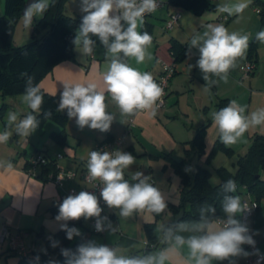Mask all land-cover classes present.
I'll list each match as a JSON object with an SVG mask.
<instances>
[{
	"label": "clouds",
	"instance_id": "9594fccd",
	"mask_svg": "<svg viewBox=\"0 0 264 264\" xmlns=\"http://www.w3.org/2000/svg\"><path fill=\"white\" fill-rule=\"evenodd\" d=\"M54 3L55 0H29L21 17L23 26L31 29L34 21L42 18ZM157 7V0H79L82 16L71 43L80 54L92 56L96 49V40L92 37L99 39L105 49L106 70L102 74L105 91L122 115L144 111L155 116L157 101L163 93L151 73L141 72L127 62L133 58L137 64H143L146 58L151 59L147 49L152 36L138 29L144 24L145 14L154 12ZM246 7L247 3L240 0L235 4L218 5L217 12L231 16L241 14ZM256 39L264 42V30L256 34ZM248 43V35L229 32L222 23L208 24L202 34L191 38L187 55L190 57L193 49L198 50L195 67L199 68L206 82V92L217 83L214 77L227 81L229 71L236 67L237 59L244 56ZM105 101L104 92L98 90L94 82L65 83L56 111L67 110L68 118L74 119L81 130L87 127L106 133L116 118L106 110ZM23 102L31 111L22 118L15 111L8 113L5 129L0 132V144L9 141L12 129L18 136L29 137L40 125L38 116L44 99L40 86L33 85L31 77L25 85ZM245 113L246 107L236 100L212 113L219 139L224 145L236 144L250 128L264 126V107ZM42 114L45 119L51 117V111ZM134 162L135 157L131 153L119 149L89 153L86 179L90 184L100 182L99 196L94 192L80 191L69 194L59 204L55 221L68 240L82 236L80 229L69 227L67 223L81 218L85 221L94 218L96 232L115 231L108 216L101 215L104 211L100 206L101 200L107 208L118 210L116 214L122 218L139 212L157 215L164 212L167 204L160 189L150 182V176L135 171L130 173L129 179L125 178L126 170ZM0 167L11 168L12 165L9 161H0ZM221 189L224 193L222 217L215 215L216 208L212 205L201 207L199 220L178 222L163 229L162 236L168 246L153 255L128 257L120 254L119 248L88 240L78 244L75 250L60 248L64 264H213V261L236 264L237 258L250 255L244 245L255 249L254 235L259 233H254L238 218L249 207L242 203L239 195H233L237 191L236 181L228 179ZM183 232L189 235H181ZM48 239L51 247L60 245L51 236ZM184 249L187 250L186 256ZM35 259L39 261V256ZM47 264H59V261L49 259Z\"/></svg>",
	"mask_w": 264,
	"mask_h": 264
},
{
	"label": "crops",
	"instance_id": "0c3cea01",
	"mask_svg": "<svg viewBox=\"0 0 264 264\" xmlns=\"http://www.w3.org/2000/svg\"><path fill=\"white\" fill-rule=\"evenodd\" d=\"M162 2L163 4L160 7L144 19V24H147L150 27L149 30L150 35L152 36V43L149 47L153 51V56L151 59H146L143 64H137L133 58H129L127 62L131 67L136 68L141 72H150L153 75L160 72L163 64H174L175 72L169 82L167 102L164 110H156L155 116L144 111H140L134 115H122L120 113L118 106L111 99L110 94L105 91L106 86L103 83L102 74L106 70L104 58L105 49L98 38L92 37L96 40V49L92 56L80 54L75 49V46H73L74 59L65 60L55 65L50 72L46 73L39 79L38 85L42 91L57 96L60 99V92L63 90V84L94 82L97 84L98 90L103 91L105 94V102L107 104L106 110L112 113L116 119L112 123L108 132L101 133L99 130H92L87 127L81 130L75 124L74 119L70 120L68 118L64 127V139L66 144L63 146L57 144V142L51 137L52 132H60L62 130V127L54 122L58 128L52 130L49 136L58 147L63 149L67 148L71 152V155L68 156L67 151L64 150L61 152L59 148H53L51 146L42 150L36 148V153H34L35 155L38 153L45 154L55 160L57 167L71 169L79 173L82 171L85 161L89 158V153L95 150V145L104 140L115 138L123 134L128 126V119L133 117L134 125L132 130L127 133L125 139L127 147L135 157V162L130 166V169L126 170L125 178L129 179L130 173L132 172L141 171L144 175L150 176V182L155 185L157 180H160L162 184L164 177L167 175V178L169 179L168 187L170 194L166 196V203L177 205L179 202L180 177L175 171L173 166L174 162L180 164L181 160L184 159V169L190 176L194 174L198 166L206 167L209 171H212L219 167L227 168L226 164L228 163H222L223 165L214 166L212 169L211 161L208 163L206 161L214 144L217 141H220L219 132L212 120V116H209V107L205 105V97L203 93L197 94L195 89L191 88L194 84V80H197L204 85L206 82L202 78L201 71H198V67H194L190 70V78H186L185 70L179 68L181 63L186 62L194 54V49L192 50L190 57L187 55L183 60L176 63L169 51L171 40H175L178 43L189 47L190 42L185 41L181 29L185 30V25L191 19L190 15L193 13L189 10L180 13L178 23L170 28L168 34H164L165 21L169 18L170 14L177 11L179 12L182 7L170 4L168 0H163ZM64 11L67 15L73 17L81 16L82 13L79 9V0H66ZM205 12L206 11L203 13ZM3 13L4 0H0V16L3 15ZM42 19L43 17L35 20L33 27L29 29L23 26L20 18L14 27L12 35L13 44L15 46H20L29 41L34 35V26H37L35 32L36 35L40 36L45 33L49 29V21H43ZM142 27L138 30L142 31ZM245 55L246 52L244 56ZM195 58L198 59L199 57L195 56ZM240 70L242 71L241 66ZM185 86L193 93L191 102L193 105L195 104V110L198 108L201 110V113L196 115V123H192L190 132L187 130L186 136L182 137L180 135L177 136L173 130L168 128L167 120L169 119L168 117L171 111H169V108L167 109V107L171 103L177 102L178 95ZM209 91L213 92L216 96L215 99L211 97L212 101L216 100L214 104L216 109L214 112H218L217 104L220 99H228V102L224 107H226L229 101L232 100L231 97H227L229 95L218 96L216 94L215 86H212ZM244 91L245 93L248 92L247 89H244ZM254 95L255 92L251 90L248 104H251V99H253ZM0 98L2 103H5L7 106L2 118H0V132H2L7 123V112L15 111L18 113V116L26 115L28 112L26 111L27 105L25 106L22 95ZM249 108L250 105H247V113L250 112ZM64 112L65 110L61 113ZM185 114L186 116H189L188 111H186ZM207 122L208 125L203 136V153H188L187 150L192 148L191 141L195 138L197 129ZM254 134H264V126L250 128L244 133V138L249 142V145ZM21 138L22 136L16 135L14 131L13 136L10 137L6 144H0V161H9L12 165L11 168L0 167V235L3 227L7 226L10 230V234L14 235L16 232L21 234L22 243L23 237L32 236L33 239L30 245L36 246V232L42 231L45 236H50L60 230L59 223L55 221V216L58 214L59 204L66 196H68L67 190L70 188L81 189L84 184L79 178H75L74 180L67 181L63 188H58L51 181L52 172H43V168L40 166L35 168L29 167V169L26 170L25 167L28 166L27 164L31 162L35 155L28 156L26 149L22 150L23 140H21ZM226 147L230 148L233 153L234 150L231 146ZM50 148L52 149V153L50 152ZM55 152H58V157L53 154ZM64 155H67V157H64ZM172 156L179 157L180 161L177 162ZM164 165H166V168H164ZM232 166H234V162L232 163ZM228 170L235 172L230 169ZM212 175L213 174L210 172V183L211 180H213ZM214 182L216 181L214 180ZM214 184L216 185L218 183ZM171 186H175V189L172 192L170 189ZM246 196L248 197H244L243 195L242 199L251 202V199L253 198L250 195ZM117 211L118 210L115 209H109L107 206L105 208L104 215L108 216L115 231L111 233L109 231L105 232L103 235V244H107L113 248H119L121 250L120 254L128 257L153 255L160 249L168 246L167 242H165L164 246L159 248L156 247L151 249L147 247L148 241L150 242V240H153L152 243H154L155 239L153 238V235L155 236L157 233H162L163 229L169 227V224H172L174 216L168 208L164 210V214L160 213L161 215L139 212L134 213L128 218L118 216L116 214ZM238 218L240 219V216ZM78 221L80 222L78 225L81 226L84 219L81 218ZM89 221L90 219L88 222ZM244 222L254 228V233H259L258 235H255V238L257 239V253L264 257V200L260 201L259 208L256 210L253 209L251 216ZM146 225H153L150 229L151 232L149 233L152 239L149 240L147 238L148 233L145 228ZM180 234L185 236L189 235L187 232ZM41 244L42 243H38L39 246H41ZM2 246L8 250L6 255L15 254V252L9 250L8 240L0 242V247ZM243 247L249 252L246 245ZM1 251H3V248L2 250L0 249V252ZM183 253L186 256L187 250L184 249ZM248 256L237 258L236 264H247L246 260ZM213 264H228V262L213 261ZM261 264H264V262Z\"/></svg>",
	"mask_w": 264,
	"mask_h": 264
},
{
	"label": "trees",
	"instance_id": "16d2710c",
	"mask_svg": "<svg viewBox=\"0 0 264 264\" xmlns=\"http://www.w3.org/2000/svg\"><path fill=\"white\" fill-rule=\"evenodd\" d=\"M26 0H4V13L0 16V97L20 95L24 93L25 85L28 77L32 78L33 85H38L39 79L50 72L58 63L74 59L72 38L80 24L81 16L73 17L67 15L64 11L66 0H55L53 6L43 16V21H49V29L41 34L36 35L37 26H34L33 37L20 46L13 44L12 35L14 27L18 20L22 17V10ZM170 4L182 7L191 11L195 15H201L206 10H215L217 5L210 0H168ZM260 22L264 24V9L259 10ZM149 25L144 24L142 31L150 34ZM256 39V38H255ZM252 40L248 43L246 50V59L256 63V41ZM188 46L171 40L169 51L173 56L174 62H179L187 56ZM26 53V54H25ZM26 73V75H21ZM44 103L42 112L38 116L40 125L38 129H42L47 121H53L62 127L60 132H52L51 137L57 144L65 145L64 127L67 123V110L64 113L56 111L59 98L48 94L44 91ZM228 99H220L218 111L225 106ZM6 104L0 105V118H2ZM44 111H51V117L45 119ZM208 122L197 129L195 138L191 141L192 148L187 150L188 153H203V136ZM194 146V148H193ZM218 150H222L227 155L232 154V150L226 147L221 141H217L207 156V163L215 155ZM41 154V153H40ZM46 163L40 165L43 172H52L54 177L58 171L55 160L49 156L42 154ZM185 160L182 159L180 164L173 163L175 171L180 177L179 185V202L177 205L168 203L167 208L175 216L181 209L183 215L179 222H194L199 220L200 209L206 205H212L216 208L215 215L222 217L224 214L221 209V203L224 193L221 185L228 179H233L237 184V191L233 195H239L242 199L243 193L250 195L253 199L254 210L259 208V203L264 200V179L258 175L260 167H264V134H254L247 151L238 156L236 160L235 172L229 171L225 167H219L217 173L220 182L216 185L210 183V171L206 167L198 166L192 176L184 169ZM25 167L26 170L31 167L30 162ZM166 168V165H164ZM79 221H69V227H76ZM153 225H146L148 240L152 239L149 234ZM171 226V224H169ZM60 242L56 248L51 247V241L48 237ZM50 236H45L42 231L36 232V243H42L43 249L40 250L36 246L27 251L26 255H18L16 264H47L49 259L59 261L64 264L65 258L60 254V248H69L75 250L78 244L82 242V238L68 240L66 233L58 230ZM153 240L148 241V248H156L164 246L165 242L162 233L153 235ZM152 243V244H151ZM10 250V248H9ZM16 255V253H15ZM39 256V261L35 258Z\"/></svg>",
	"mask_w": 264,
	"mask_h": 264
},
{
	"label": "rangeland",
	"instance_id": "374dc122",
	"mask_svg": "<svg viewBox=\"0 0 264 264\" xmlns=\"http://www.w3.org/2000/svg\"><path fill=\"white\" fill-rule=\"evenodd\" d=\"M210 2L218 6L223 4H235L240 2V0H210ZM244 2L247 3V7L244 9V11L241 14L229 16L227 13L217 12V9L206 10L205 13L199 16L191 14L190 15L191 19L189 21L187 20L188 24L186 23L185 30L181 29V32L185 37L184 38L185 41L190 42L191 38L194 35L202 34L206 30L208 24L222 23L229 30V32L235 31L242 35H248L249 42H251L256 38V34L258 32L264 30V24L260 22V14H259V10L264 9V0H244ZM185 10L186 9L184 8H180L179 12L178 11L177 12L180 14ZM169 30L170 29L165 30L164 34H168ZM255 41H256L255 43H256L257 63H254V68L252 70H250L247 74H244L243 65L246 62L245 59L246 57L243 56L237 59L236 67L229 71L228 79L226 82L224 80H220L218 77H214V79L217 80V83L214 86L216 89V94L218 96L229 95L227 97H231L232 100H236L242 106L247 107V105H250L249 108L250 112L256 110L257 108L264 107V42H260L257 39H255ZM147 51L149 55L152 57L153 56L152 49L148 47ZM195 56L199 57L198 50L196 49H194V54L186 62L181 63L179 65V68H183V70H185L186 78L187 77L190 78V70L195 67V62L197 60ZM190 65H193V67H190ZM240 66L242 71L240 70ZM197 69L198 71H200L199 68ZM204 87L205 85L197 80H194V84L191 86L192 89H195L197 94L203 93L205 97V105L209 107V116H212V113H214L216 109V106L214 105L216 100L212 101L211 97L215 99L216 96L211 91L206 92L204 90ZM244 89H247L248 92L245 93ZM251 90L255 92V95L253 99H251L252 100L251 104H248ZM192 94L193 93L191 92V90H189V88L185 86L181 90V93L178 95L177 102H173L167 107V109L169 108V111H171L169 113V117H168L169 119L167 120V126L170 130H173L177 136L180 135L182 137H185L187 134V130H189L190 132L192 123L193 124L196 123V119H197L196 115L201 113L200 112L201 110H199L198 108L195 110L194 108L195 104L193 105L191 102ZM20 95L23 96V94ZM1 103L2 101L0 98V104ZM164 108H162L161 110H164ZM26 111L30 112L31 110L28 107H26ZM186 111L189 112V116H186L185 114ZM8 113L9 112H7L6 114V118ZM22 117H23L22 115H19V118ZM57 128L58 127L54 122L50 120L47 121L43 129L41 130L37 129L29 137L21 138V140H23L22 150L26 149L27 155L30 156V155H35L36 148L42 150L49 148V146H51L53 148H59L61 152L64 150L67 151L68 153L67 155L70 156L71 152L67 148L63 149L61 147H58L49 136L50 132L52 130H56ZM14 143L16 144L15 141ZM230 146L234 150L232 154L227 155L222 150H218L215 153V155L210 159L212 169L214 166L216 167L217 165H223L222 163L227 162L228 163L226 164L227 168L232 171H235L236 159L238 158V156L244 154L247 151L249 142L246 140V138H244L243 135L236 144ZM51 151L52 149L50 148V152ZM57 153L55 152L53 154L58 157ZM67 155H64V157H67ZM233 162H234V166H232ZM173 172L176 173L175 171ZM210 172L213 174L212 175L213 180H211V183L212 181H213L212 183L213 185H215L214 183H219V175L217 173V169L212 171L210 170ZM258 175L260 176L261 179H264V167H260ZM214 180L216 182H214ZM168 182L169 179L167 178L166 175L164 177V181L162 184L160 180H157V183L155 184V186L159 188L160 191L162 192L165 202H166V196L170 194ZM170 189L171 192L174 191L175 186H171ZM243 195L244 197H248L246 196L245 193H243ZM164 213L165 211L162 212L161 214ZM77 228L80 229L82 233L81 237H76L77 239L82 238L81 243L86 242L88 240H94L97 243L103 244V235H97L91 232L90 221L88 222L84 220L83 224L81 226L78 225ZM32 239H33L32 236L23 237V244L26 247L27 251H29L33 247V245H30ZM36 247L40 250L43 249V245L41 244V246H39L38 242ZM2 248L3 251L0 252V264H16L18 260V255L15 254L6 255V252H8V250L3 246L0 247L1 250Z\"/></svg>",
	"mask_w": 264,
	"mask_h": 264
},
{
	"label": "built area",
	"instance_id": "2783aa9c",
	"mask_svg": "<svg viewBox=\"0 0 264 264\" xmlns=\"http://www.w3.org/2000/svg\"><path fill=\"white\" fill-rule=\"evenodd\" d=\"M157 3H158V7H160L163 4L161 0H157ZM152 13L145 14V18L150 16ZM179 19H180V14L178 12L170 14L169 18L165 21L164 29L167 30V29L172 28L175 24L178 23ZM253 68H254V63L246 59V62L243 65L244 74H247ZM174 72H175L174 64H163L162 69L160 70L158 74H155V75L152 74L155 82L163 90L162 96L157 101V110H160L165 107L167 96H168L169 82L172 76L174 75ZM133 122H134L133 117H130L128 119V126L123 134L119 135L118 137L111 138V139L104 140L102 142L97 143L95 145L94 151H112V150L119 149V150L132 154V152L127 147L125 138H126L127 133H129L132 130V127L134 125ZM87 162H88V159L85 161L84 167L82 171L79 173L71 169H64V168L58 167V171L55 174V176L51 178L52 179L51 181L54 183L56 187L63 188L67 181H71V180H74L75 178H79L84 184L83 187L81 189L70 188L69 190H67V195L76 194V193H79L80 191H89V192H94L97 196H99V190L101 187L100 182L96 181L91 184L87 182V179H86ZM43 163H46V160L40 153L36 154L35 157L30 162L32 168L40 166ZM242 203L247 204L249 207V209L240 216V219L244 222L247 218L251 216L253 208H254V204L253 202H249L246 199H242ZM100 206L104 209V211L101 213V215L103 216L105 212V208H106V205L103 202V200L100 201ZM94 222H95L94 218L90 219L91 232L97 235H104L106 231L104 232L95 231L93 227ZM248 226L254 232V228L251 225H248ZM254 239L256 241L255 249L246 245L250 253V255L248 256L246 260L247 264H261L262 262H264V257H262L261 254L257 253V239L255 238V235H254ZM5 240H8L10 250L15 252L16 254L23 255V256L27 254V250L24 244L22 243L21 234L17 232L14 235L10 234V230L7 226L3 227L2 233L0 235V242H4Z\"/></svg>",
	"mask_w": 264,
	"mask_h": 264
},
{
	"label": "water",
	"instance_id": "95a60500",
	"mask_svg": "<svg viewBox=\"0 0 264 264\" xmlns=\"http://www.w3.org/2000/svg\"><path fill=\"white\" fill-rule=\"evenodd\" d=\"M28 2H29V0H26V2H25V4H24V7H23V10H24V8H25V6L27 5ZM23 10H22V13H21V14H23ZM172 158H173L174 160H176L177 162L180 161V160H179V157H177V156H172ZM182 215H183V209H181V210H180V211L174 216L171 226H173V225H175L176 223H178V222L180 221V219L182 218Z\"/></svg>",
	"mask_w": 264,
	"mask_h": 264
}]
</instances>
